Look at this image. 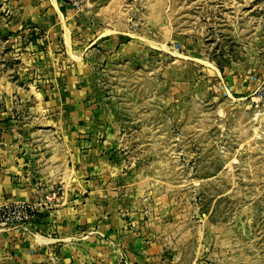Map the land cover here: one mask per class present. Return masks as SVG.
Segmentation results:
<instances>
[{"label":"rangeland","instance_id":"rangeland-1","mask_svg":"<svg viewBox=\"0 0 264 264\" xmlns=\"http://www.w3.org/2000/svg\"><path fill=\"white\" fill-rule=\"evenodd\" d=\"M54 2L0 0L1 182L112 200L155 264H264V0Z\"/></svg>","mask_w":264,"mask_h":264},{"label":"crops","instance_id":"crops-1","mask_svg":"<svg viewBox=\"0 0 264 264\" xmlns=\"http://www.w3.org/2000/svg\"><path fill=\"white\" fill-rule=\"evenodd\" d=\"M60 179L64 182L63 177ZM40 186L34 182L32 188L13 190L0 180V193L3 187L9 189L15 193V201L33 204L38 212L34 233L32 228L28 230L31 233L0 229V253H9L10 263L155 264L161 251L159 243L142 224H127L129 212H123L112 200L106 199L103 205L93 191L72 192L78 189L75 186L54 204L45 200L49 193L44 194L45 199L39 198ZM55 250L59 253L57 261L52 256Z\"/></svg>","mask_w":264,"mask_h":264},{"label":"built area","instance_id":"built-area-1","mask_svg":"<svg viewBox=\"0 0 264 264\" xmlns=\"http://www.w3.org/2000/svg\"><path fill=\"white\" fill-rule=\"evenodd\" d=\"M69 8L81 11L86 4L91 0H61ZM254 95H256L258 103L263 109L264 115V76L260 78L254 85ZM38 219V212L35 205L13 202L0 205V227H5L6 230H20L27 232ZM16 231V230H15Z\"/></svg>","mask_w":264,"mask_h":264},{"label":"bare ground","instance_id":"bare-ground-1","mask_svg":"<svg viewBox=\"0 0 264 264\" xmlns=\"http://www.w3.org/2000/svg\"><path fill=\"white\" fill-rule=\"evenodd\" d=\"M53 1V5H54V7L55 8H57V5H56V3L54 2V0H52ZM40 237V236H39Z\"/></svg>","mask_w":264,"mask_h":264}]
</instances>
